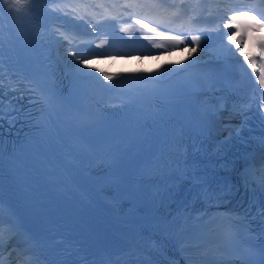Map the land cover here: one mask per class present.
<instances>
[{
  "label": "bare ground",
  "instance_id": "bare-ground-1",
  "mask_svg": "<svg viewBox=\"0 0 264 264\" xmlns=\"http://www.w3.org/2000/svg\"><path fill=\"white\" fill-rule=\"evenodd\" d=\"M31 2L37 14H42V12L44 14L45 7L48 5L49 0H31ZM26 5L28 6V3ZM26 10L29 11L28 9ZM235 41L237 40L234 38V36H230L208 47L200 49L195 48V51L192 50L193 48H189L183 49L171 55L138 60L99 59L80 61L76 59L67 60L68 57H65L64 62L67 63L65 66V70L70 72L65 74V76L72 81H76V79H78L79 81H82L85 86H91L95 83V80L101 79L104 76H108L113 79L136 71L148 73L153 69L162 67L166 64H171L168 72L164 73L166 75L170 72H174L177 69H183L186 65L189 64H195L209 59L226 58L231 54L225 52L223 46H226L228 49H231L232 53H235L238 49V47L234 43ZM240 46H242V44H240ZM62 54L64 56L65 51H63ZM104 69H106V71L108 70L109 73H103L102 71ZM86 73L88 75H85ZM90 75H93L94 77L92 79H89ZM191 253H195V251H192ZM185 262L187 264H216L215 262L209 263V261L201 255H186ZM217 264L239 263H234L233 261H224L218 262Z\"/></svg>",
  "mask_w": 264,
  "mask_h": 264
},
{
  "label": "snow or ice",
  "instance_id": "snow-or-ice-1",
  "mask_svg": "<svg viewBox=\"0 0 264 264\" xmlns=\"http://www.w3.org/2000/svg\"><path fill=\"white\" fill-rule=\"evenodd\" d=\"M29 2V0H27V3ZM24 6H18L17 8V11H19L21 8H23ZM248 19L249 16H248V13L247 11H240L239 15L237 14H233L231 17H230V22H234L238 19ZM252 19H255V16H252L251 17ZM140 21H137V23H139ZM257 23H259L260 27H264V17L261 18L260 21H257ZM227 26V25H226ZM230 35V34H229ZM175 39V37H174ZM198 41H199V37H193V45H196L198 44ZM176 42L178 44H182L184 43L183 40H179L177 39ZM235 45L237 47L240 46V44L242 43L241 40H237L234 42ZM224 48V51L227 52V53H230L232 55H235V53H232L231 52V49H228L226 46H223ZM260 56L261 57H264V43H261L260 44ZM193 51H195V47H193L192 49ZM69 55H73V53L70 51L69 52ZM247 63L250 67H252L254 65V61L251 60V59H248L247 60ZM241 68L243 69V66L241 65ZM259 71H260V77H259V84L262 88H264V66H259ZM85 75H88L87 73ZM105 79H111V77H108V76H105ZM261 186L264 187V178H262L261 180ZM231 189H226L224 191V194L225 195H228L230 193ZM261 216L264 217V208L261 209ZM3 226V220H2V217H0V228H2ZM10 231H14L13 229L10 228ZM3 232L0 231V264H5V260H4V251H3ZM18 255L21 257V261H20V264H39V261L28 251V250H22V251H19L18 252Z\"/></svg>",
  "mask_w": 264,
  "mask_h": 264
},
{
  "label": "clouds",
  "instance_id": "clouds-1",
  "mask_svg": "<svg viewBox=\"0 0 264 264\" xmlns=\"http://www.w3.org/2000/svg\"><path fill=\"white\" fill-rule=\"evenodd\" d=\"M4 3L10 5L13 10L17 11L18 6H24L27 4V0H3Z\"/></svg>",
  "mask_w": 264,
  "mask_h": 264
}]
</instances>
